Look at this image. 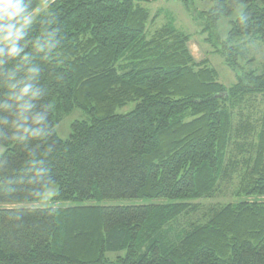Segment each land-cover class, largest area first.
<instances>
[{
	"label": "trees",
	"instance_id": "trees-1",
	"mask_svg": "<svg viewBox=\"0 0 264 264\" xmlns=\"http://www.w3.org/2000/svg\"><path fill=\"white\" fill-rule=\"evenodd\" d=\"M158 1L0 0V264H264V70L240 64L264 42V0L194 14L240 73L231 87L172 19L149 31L140 4ZM75 110L89 120L61 139ZM238 173V203L181 226ZM54 185L72 207H18Z\"/></svg>",
	"mask_w": 264,
	"mask_h": 264
},
{
	"label": "rangeland",
	"instance_id": "rangeland-1",
	"mask_svg": "<svg viewBox=\"0 0 264 264\" xmlns=\"http://www.w3.org/2000/svg\"><path fill=\"white\" fill-rule=\"evenodd\" d=\"M143 8L148 10L152 17L158 15V19L155 23L149 25V31L154 32L159 30L169 20H173L177 28L188 35H191L192 41L190 42V49L198 62L208 59L211 66L216 69L219 75L220 83L227 87H231L237 83V75L239 72H234L227 66L223 56L218 53L219 45L207 42V35L201 33L203 24L205 22L195 17V12L210 11L214 8L215 3L211 0H188L187 3L179 0H159L156 3H141ZM47 5L42 6L34 14H32L25 22V25L31 24L35 18L45 9ZM244 10V7H240L230 19H236ZM230 19H222L219 24V33L223 40L228 38L230 31L229 21ZM18 30V29H17ZM11 36L4 37L0 43L8 44L11 42ZM242 51L244 53L243 59L240 61L241 69L243 71H257L259 73L264 70V42L251 41L242 45ZM135 104H130L127 107L118 110L119 114H127L133 111ZM251 111H254L256 117H260V107L258 102L250 107ZM247 113V112H246ZM88 116L80 110H75L70 115L63 118L62 122L56 127V133L61 139L67 140L72 132V124L77 121H87ZM235 126L239 122L238 118L234 119ZM4 148L0 146V155L4 153ZM240 158V157H239ZM238 160V159H237ZM241 185V179L239 173L235 175L230 182L223 183L216 196L212 199H204L193 202L194 206L198 207L196 213L191 214L181 220V226L187 227L190 223L204 222L206 220L208 211L211 208L224 206L227 204L238 203L242 198L239 196V189ZM58 186H52L48 189L42 200L36 204H26L18 207L33 208V209H46L51 207L58 208H70L72 203H55L53 201L55 195L58 192ZM264 201V198H261ZM149 204V201H116L105 203L107 206L118 205H132V204Z\"/></svg>",
	"mask_w": 264,
	"mask_h": 264
}]
</instances>
